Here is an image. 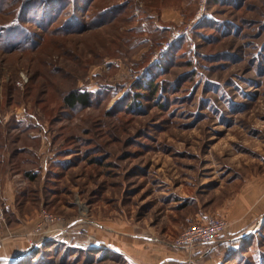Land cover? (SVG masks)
<instances>
[{
    "label": "rangeland",
    "instance_id": "374dc122",
    "mask_svg": "<svg viewBox=\"0 0 264 264\" xmlns=\"http://www.w3.org/2000/svg\"><path fill=\"white\" fill-rule=\"evenodd\" d=\"M0 181V234L34 220L16 264H157L204 212L243 227L264 211V0H0ZM245 230L192 264H264V214Z\"/></svg>",
    "mask_w": 264,
    "mask_h": 264
},
{
    "label": "crops",
    "instance_id": "0c3cea01",
    "mask_svg": "<svg viewBox=\"0 0 264 264\" xmlns=\"http://www.w3.org/2000/svg\"><path fill=\"white\" fill-rule=\"evenodd\" d=\"M5 183H6L5 187L3 186L5 189L4 190L5 207L9 210L15 209L16 211L20 212L19 208L17 209L15 206L16 202H15V205L12 202L14 200L13 199L14 198L13 197L14 191H13L12 180L10 178L6 177ZM0 189H2V188H0ZM255 210L256 209L252 208V209H250V211H252V213L248 216V213H250V211H249L245 215V218H244L245 221H244L243 227L238 225L239 224L238 220H241L240 218L233 221V222L230 221V225L227 229L225 236H228V234H229V236H234L237 233L241 234L242 232H246L245 229H247L249 227V224L252 222V220H254L257 215L264 214V211H262L259 214H255ZM253 211L255 214L254 216H253ZM213 212H216V210ZM218 213H221V212H218ZM211 215H219V214H210L209 216H211ZM201 217H204V219L206 220V218L208 217V214L206 212H204ZM33 223H34V220L28 221V220H24L22 218L21 222L18 223L17 226L12 228L14 230V235L13 234L9 235V233H10L9 228L1 226V228H2L1 232L2 233L0 234V236L2 234L3 235L5 234L4 235L5 238H3V237L0 238V259H5V258L10 259L11 258L12 260H14V262L19 261L21 259L23 252L29 246V240H26L25 236H26L27 231L31 229ZM5 229H8V230H5ZM6 231H9V233L6 234ZM216 243L206 244V245H197L192 249V251L190 253L184 249H173V252L171 253V255H166L164 258L161 257L162 259L159 258L160 260H158L157 264H162L166 260H176V259L182 260V259L189 258V257L193 263L200 262L202 259L207 258V256H208L207 254L209 252H211L216 247L215 246Z\"/></svg>",
    "mask_w": 264,
    "mask_h": 264
},
{
    "label": "built area",
    "instance_id": "2783aa9c",
    "mask_svg": "<svg viewBox=\"0 0 264 264\" xmlns=\"http://www.w3.org/2000/svg\"><path fill=\"white\" fill-rule=\"evenodd\" d=\"M5 208L0 202V222L4 221ZM44 223H54L58 220L57 216L46 211L42 213ZM229 222L220 216H210L205 221L193 224L186 228L181 235L175 240L174 246L178 249H184L189 253L197 245H206L216 243L221 240L227 232ZM56 232L55 228L50 229ZM190 255V254H189ZM169 264H192L189 258L178 260Z\"/></svg>",
    "mask_w": 264,
    "mask_h": 264
},
{
    "label": "trees",
    "instance_id": "16d2710c",
    "mask_svg": "<svg viewBox=\"0 0 264 264\" xmlns=\"http://www.w3.org/2000/svg\"><path fill=\"white\" fill-rule=\"evenodd\" d=\"M145 88H147L146 85H145ZM147 89L150 90L152 93H154L153 88H147ZM90 94H91L90 92L72 91L65 96L64 102L66 103V105H68L70 107L87 106ZM16 151H17V153L20 152L19 149H17V148H16ZM12 155L13 156L16 155L14 153V151L12 152ZM1 261H2V259H0V262ZM7 261H11L8 264H16L18 262V261L14 262V260H9V259H7Z\"/></svg>",
    "mask_w": 264,
    "mask_h": 264
},
{
    "label": "snow or ice",
    "instance_id": "6c2138e0",
    "mask_svg": "<svg viewBox=\"0 0 264 264\" xmlns=\"http://www.w3.org/2000/svg\"><path fill=\"white\" fill-rule=\"evenodd\" d=\"M6 259V258H5Z\"/></svg>",
    "mask_w": 264,
    "mask_h": 264
},
{
    "label": "water",
    "instance_id": "95a60500",
    "mask_svg": "<svg viewBox=\"0 0 264 264\" xmlns=\"http://www.w3.org/2000/svg\"><path fill=\"white\" fill-rule=\"evenodd\" d=\"M23 255V254H22Z\"/></svg>",
    "mask_w": 264,
    "mask_h": 264
}]
</instances>
